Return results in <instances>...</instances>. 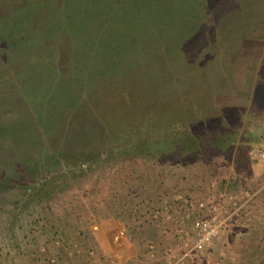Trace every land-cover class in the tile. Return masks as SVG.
<instances>
[{"label": "rangeland", "instance_id": "1", "mask_svg": "<svg viewBox=\"0 0 264 264\" xmlns=\"http://www.w3.org/2000/svg\"><path fill=\"white\" fill-rule=\"evenodd\" d=\"M56 4L0 0V79L25 61L0 106V264H264V0ZM230 197L240 210L191 251L193 222L218 203L229 217Z\"/></svg>", "mask_w": 264, "mask_h": 264}, {"label": "trees", "instance_id": "2", "mask_svg": "<svg viewBox=\"0 0 264 264\" xmlns=\"http://www.w3.org/2000/svg\"><path fill=\"white\" fill-rule=\"evenodd\" d=\"M22 1V0H21ZM56 1V3L58 4H56V6H58V7H60L59 5L63 2V0H55ZM24 2V1H23ZM23 7H25V6H20L19 8L20 9H18V13L20 14V13H24V10H21V8H23ZM31 11H33V10H31ZM31 11L30 12H25L24 14H27V17H28V13H31ZM37 14V15H36ZM35 14V17H38V19H39V21H35L36 23L34 24V26L33 25H31V24H29V26L31 25V30H30V32L32 33L33 32V34L34 35H37V36H39V34L40 33H43L44 32V28H43V25H44V20H43V15H45V14H43L42 12H41V14H40V12L39 11H37V13ZM25 16H21V17H19V18H21V19H23ZM212 17V16H211ZM26 18V17H25ZM32 18H34V16H32ZM35 20H36V18H35ZM25 21V20H24ZM42 21V22H41ZM208 22H211V21H209L208 20ZM24 23V25H26V24H28V23H26V22H23ZM43 24V25H42ZM45 26V25H44ZM32 28H33V30H32ZM43 28V29H42ZM37 29H39L40 30V32L38 33L37 32ZM225 28H223V25H221L220 26V32H225V30H224ZM30 36H31V34H30ZM212 36H214V34L212 33V32H210V31H208V30H205V32L202 30V31H200L199 32V34L195 37V39H194V41H195V46H196V49H197V55H198V48L200 47V49L202 48H204L205 47V49L207 50V52H206V56H208V57H210L211 55H213V52L212 51H210L211 49H212V45H213V43H212ZM202 38H204V39H202ZM206 39V44L203 42V40H205ZM215 40H216V38H215ZM201 44H203V46L204 47H202L201 46ZM190 45V44H189ZM186 46H188L187 44L185 45V48H186ZM209 46V47H208ZM21 47V46H20ZM206 47H208V48H206ZM214 48V47H213ZM181 51V50H180ZM182 52V51H181ZM184 52H185V50H184ZM200 52H201V50H200ZM183 54H185V55H182L183 57H184V59H182V61H184V65H187V68H189L191 71H193V70H195V68H196V63H195V61H196V59H197V57L196 56H192L191 57V60H192V63L190 64V63H188V60H189V58H188V56H186V53H183ZM211 54V55H210ZM218 56H219V54H218ZM207 57V58H208ZM211 58V57H210ZM172 59V58H171ZM205 60H207L206 58L205 59H203L202 61H201V63H202V65L205 63ZM173 61V60H172ZM25 62V61H24ZM24 62H23V64L21 65V67H23V65H24ZM21 67L18 69V71H15V74H17V75H14L13 77L11 76V77H4V79L2 78V79H0V84H4L3 85V88H4V90H5V94L7 93L8 95H4L3 93H2V95H1V93H0V106L2 105V107L3 108H8L9 109V107H10V104L13 102V93L16 91H20L19 90V87L18 86H20L21 85V83L18 81V75H19V71H20V69H21ZM1 73H3V72H0V75H1ZM192 73H194V72H192ZM3 75V74H2ZM74 75V74H73ZM54 76V78H55V75H53ZM191 77V80H194L193 78V76L191 75L190 76ZM68 78L69 79H72V75H70V76H68ZM71 85H73V90L74 91H76L77 89H78V84L77 83H75V82H73V84L72 83H70ZM57 87H60L61 86V84H58V85H56ZM203 86V85H202ZM13 87H15V88H13ZM25 92H23L22 93V95L24 94ZM19 95H20V92L18 93ZM26 94V93H25ZM74 94V93H73ZM26 96L30 99V97H31V94H26ZM71 96H73V95H71ZM32 98V97H31ZM34 99L36 100V99H39V98H37V97H35V95H34V97L32 98V99H30V101H34ZM73 99H75L74 97L71 99V100H73ZM70 100V101H71ZM5 102H8V103H5ZM19 102H20V100H19ZM26 102V101H25ZM80 103H79V107L82 105V104H88L87 102H85V100L83 99L82 101L80 100L79 101ZM81 104V105H80ZM35 105H32V103H31V105L30 104H25V107H24V109H23V112L22 113H18L17 114V116H21V118H24L25 116H27L28 114H30V108H31V110H32V107H34ZM57 107L59 108V110L61 111V109L60 108H62V105L61 104H59V105H57ZM56 107V108H57ZM35 108V107H34ZM57 108V109H58ZM55 110V109H53L54 110V112L57 114V115H61L62 113L59 111V110ZM66 109V108H65ZM68 109V108H67ZM14 110V109H13ZM32 112L33 113H31L30 114V117L33 115V116H35V112L32 110ZM59 114H58V113ZM68 112V111H67ZM66 112V113H67ZM78 113V110L77 109H75L73 112H71V113H69L70 115L71 114H77ZM68 114V113H67ZM12 115H13V113H12ZM62 116V115H61ZM219 116V115H218ZM44 118H45V114H44ZM61 119V117L60 118H58V121L57 122H60V121H62V120H64L65 118L64 117H62V119ZM45 121H47V120H45L44 119V122ZM46 123V122H45ZM58 124V123H57ZM46 125H48V122L46 123ZM49 126H51V124H49ZM59 125H56L55 126V130H58V132H59V130H60V134H62V129L61 128H57ZM60 127V126H59ZM17 129V128H16ZM21 134V138H24V134H22V133H20ZM82 133H79L78 131H77V133H74L70 138H68V141H70V142H73L74 140H75V142L74 143H76V140H78V144L80 145V147H85V143H88L87 142V139L84 141L83 139H81L80 137H79V135H81ZM60 136V135H59ZM61 136H63V134L61 135ZM13 139H15V140H17V138H13ZM40 141V140H39ZM35 142H36V144H37V146H39V144H40V142L38 143L37 142V139H35ZM28 190H31V188H28Z\"/></svg>", "mask_w": 264, "mask_h": 264}, {"label": "built area", "instance_id": "3", "mask_svg": "<svg viewBox=\"0 0 264 264\" xmlns=\"http://www.w3.org/2000/svg\"><path fill=\"white\" fill-rule=\"evenodd\" d=\"M264 134V130L263 133ZM250 158L254 161H264V147L255 149L250 152ZM232 204L235 206L234 212L229 217L221 219L217 213L220 208H223L221 203H218L213 207V213L210 217H200L193 222V244L191 251L203 252L207 249L222 233L224 227L227 226V221L237 214L241 206H238L233 197H230ZM188 217L192 207V203L188 202ZM199 207L202 209L205 207L204 203H200Z\"/></svg>", "mask_w": 264, "mask_h": 264}, {"label": "crops", "instance_id": "4", "mask_svg": "<svg viewBox=\"0 0 264 264\" xmlns=\"http://www.w3.org/2000/svg\"><path fill=\"white\" fill-rule=\"evenodd\" d=\"M104 226H108L107 227V229L106 228H104V227H102L101 229H99V231L98 230H96L97 231V233L100 235L101 233H106L108 230H111L112 229V226H113V223L112 222H107ZM97 236V240H99L100 238V236ZM116 239H118V237H116Z\"/></svg>", "mask_w": 264, "mask_h": 264}]
</instances>
